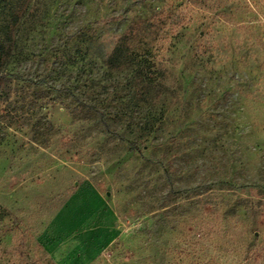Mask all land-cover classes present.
<instances>
[{
	"label": "rangeland",
	"instance_id": "374dc122",
	"mask_svg": "<svg viewBox=\"0 0 264 264\" xmlns=\"http://www.w3.org/2000/svg\"><path fill=\"white\" fill-rule=\"evenodd\" d=\"M0 264H264V0H0Z\"/></svg>",
	"mask_w": 264,
	"mask_h": 264
},
{
	"label": "trees",
	"instance_id": "16d2710c",
	"mask_svg": "<svg viewBox=\"0 0 264 264\" xmlns=\"http://www.w3.org/2000/svg\"><path fill=\"white\" fill-rule=\"evenodd\" d=\"M134 38V32L130 30L129 32L125 33L123 37L120 39L115 51L108 59L107 63L110 69H117L119 67V63L124 54H130L132 49V41ZM154 53V45L148 44L144 50V57L147 58L150 62L154 63L155 56ZM135 58H139L138 54H134ZM144 58V59H145ZM133 59V58H132Z\"/></svg>",
	"mask_w": 264,
	"mask_h": 264
}]
</instances>
